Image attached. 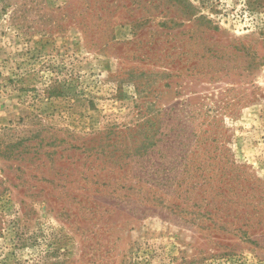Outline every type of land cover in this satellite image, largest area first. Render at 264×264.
<instances>
[{"label":"rangeland","instance_id":"1","mask_svg":"<svg viewBox=\"0 0 264 264\" xmlns=\"http://www.w3.org/2000/svg\"><path fill=\"white\" fill-rule=\"evenodd\" d=\"M0 264H264V0H0Z\"/></svg>","mask_w":264,"mask_h":264}]
</instances>
